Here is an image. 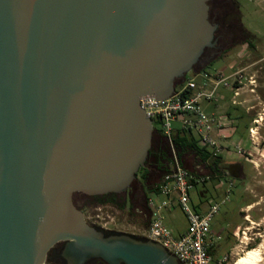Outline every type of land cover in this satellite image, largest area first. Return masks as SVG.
I'll list each match as a JSON object with an SVG mask.
<instances>
[{
  "label": "water",
  "instance_id": "95a60500",
  "mask_svg": "<svg viewBox=\"0 0 264 264\" xmlns=\"http://www.w3.org/2000/svg\"><path fill=\"white\" fill-rule=\"evenodd\" d=\"M210 1L0 0V264H179L74 195L137 179L156 132L139 101L217 48Z\"/></svg>",
  "mask_w": 264,
  "mask_h": 264
},
{
  "label": "rangeland",
  "instance_id": "374dc122",
  "mask_svg": "<svg viewBox=\"0 0 264 264\" xmlns=\"http://www.w3.org/2000/svg\"><path fill=\"white\" fill-rule=\"evenodd\" d=\"M236 2L240 8L242 25L253 34L251 41L257 49L252 51L247 46L239 45L234 52L207 66L203 71L212 74L222 72L225 77H228L236 70H244L247 78L254 77L256 86L255 93L247 92L243 98L237 99V101L245 102L241 108L232 104L231 90L223 87L218 92L217 102L205 103L206 112L228 115L235 121L236 134L229 140L222 159L224 162L241 163L246 175L245 179L228 176L212 177L213 179H209L207 183L194 186L191 191L193 209L199 213L202 207L209 208L224 198H228V202L221 206L220 212L212 222L213 231L222 232V239L216 244L211 255L212 264H219L220 257L228 254H232L228 264H234L248 250L261 244L264 246V122H260V130L255 135V141L257 145L260 144V150L258 153L252 152L253 156L248 157L253 159V163H248L246 157L239 155L235 147L240 144L241 149L247 152L251 146L249 130L254 126L253 118L260 114V117L264 119V0H236ZM195 72L188 73L186 81L193 78ZM178 87L177 83L176 88ZM249 88L253 87L249 86ZM251 106H255V110L250 111L249 115L245 109ZM173 126L178 128L179 124L174 123ZM154 128L159 129L160 125L155 122ZM184 161L187 163V158ZM137 180L133 182L136 192L132 210L128 207L121 210L111 205L100 206L105 207L103 217H106L111 224L107 225V228L111 226L112 231L145 237L147 229L145 222L148 216L142 214L138 206V202L141 204L144 200L141 185L136 182ZM147 194L149 197L154 195L151 192ZM74 202L76 206L85 210L86 214L96 213V208L88 205L87 196L80 193L75 194ZM163 214L164 223L175 238H180L187 232L189 222L180 206L176 205L173 209L164 211ZM94 225L105 229L101 223Z\"/></svg>",
  "mask_w": 264,
  "mask_h": 264
},
{
  "label": "built area",
  "instance_id": "2783aa9c",
  "mask_svg": "<svg viewBox=\"0 0 264 264\" xmlns=\"http://www.w3.org/2000/svg\"><path fill=\"white\" fill-rule=\"evenodd\" d=\"M194 74L193 78L185 80L176 88L175 93L168 99L159 100L147 96L139 101L141 109L152 120L153 125L154 121L160 125L158 130L167 139L171 148L170 170L163 176L159 192L147 199L150 222L144 236L166 248L177 258L179 264H212L210 250L222 239L220 235L214 233L212 222L220 212L221 206L228 202V198L199 213L193 209L191 191L194 187L193 182L204 184L212 177H217L215 172L209 173L205 165L211 166V160L222 156L230 137L226 130L233 127L235 121L228 115L206 112L205 103L217 102L218 92L223 87L233 92L232 104L240 106L242 101L237 99L245 92L255 93L256 81L254 77L247 78L244 70H236L228 77L222 72L212 74L203 70ZM259 121L260 116L254 119V126L249 130V138L254 147L260 145L255 141V135L260 130ZM174 123L179 124V129L195 135L199 140V146L210 152L207 164L196 163L193 169L184 165L172 141L173 133L177 129L174 128ZM235 147L239 155L248 156V152L242 150L240 144ZM176 205L181 207L189 222L187 232L180 238H175L164 223V211L173 209ZM104 208L96 207V213L85 214V218L87 222L101 223L105 229L112 230L111 226L107 228V225L111 224L103 217ZM231 255L222 257L219 264H228Z\"/></svg>",
  "mask_w": 264,
  "mask_h": 264
},
{
  "label": "trees",
  "instance_id": "16d2710c",
  "mask_svg": "<svg viewBox=\"0 0 264 264\" xmlns=\"http://www.w3.org/2000/svg\"><path fill=\"white\" fill-rule=\"evenodd\" d=\"M239 17L241 18V13L239 12ZM249 32V31H248ZM251 38L253 34L249 32ZM255 44L250 42L249 48L254 49ZM179 86L182 85L181 82H178ZM155 124V121H154ZM173 144L176 148L178 156L183 160L184 165L187 168H194L196 163L207 164V161L210 157V152L201 146H199V140L192 133H188L182 129H175L172 136ZM187 158V163L184 159ZM222 156L217 159L210 161L211 166L205 165L209 173H217V177L225 176L223 167ZM171 166V148L167 139L161 134V132L156 129V132L153 136L152 147L149 151L145 167L139 170L137 176H141V189L143 192V203L138 202V206L141 209L142 214L148 216L147 221L145 222L146 228L149 226L150 222V211L147 207V199L149 198L147 192L156 194L159 192V184L165 174L170 170ZM213 177V178H217ZM212 178V179H213ZM207 183V182H206ZM205 184V183H204ZM194 186H197L198 183L193 182ZM136 186L134 184L124 193L121 194H107L103 196H87L89 202L88 205H93L97 207L100 205H111L115 206L118 209L124 210L125 208L133 209L134 198H135ZM78 207V206H77ZM80 210L86 214L85 210L81 207H78ZM197 208V207H196ZM145 212V213H144ZM90 225L95 226L93 223L88 222ZM59 247V245H58ZM216 247V246H215ZM214 247V248H215ZM214 248L210 250V255L214 252ZM94 264H106L102 261H98Z\"/></svg>",
  "mask_w": 264,
  "mask_h": 264
},
{
  "label": "flooded vegetation",
  "instance_id": "af4514ba",
  "mask_svg": "<svg viewBox=\"0 0 264 264\" xmlns=\"http://www.w3.org/2000/svg\"><path fill=\"white\" fill-rule=\"evenodd\" d=\"M209 6V20L212 24L218 25V29L215 33L217 48L205 50L199 62L194 67V72L196 70L202 71L222 57L234 52L239 45L247 46V48L250 49L249 43L252 42L248 30L242 25L241 18L239 17L240 8L236 0H211ZM256 49L257 46L251 50L256 51ZM250 108L248 112L249 115L251 113L250 111L255 110V106H251ZM223 171L225 176L228 177L238 175V179L246 178L243 165L237 161L232 164L224 165ZM137 179L136 182L141 185V176H137Z\"/></svg>",
  "mask_w": 264,
  "mask_h": 264
},
{
  "label": "crops",
  "instance_id": "0c3cea01",
  "mask_svg": "<svg viewBox=\"0 0 264 264\" xmlns=\"http://www.w3.org/2000/svg\"><path fill=\"white\" fill-rule=\"evenodd\" d=\"M232 94H233V92H232ZM244 94H247V92H245ZM243 94V95H244ZM258 96V95H257ZM242 98H243V96H242ZM258 98H259V96H258ZM245 104V102H243L242 101V104L240 105V106H235V107H238V108H241V107H243V105ZM249 110H250V107H248V108H246L245 109V112L246 113H248L249 112ZM259 116H261L260 114H258V115H256L254 118H253V121H254V119H257ZM260 122H264V119H263V117H260V121H259V125H260ZM260 127V126H259ZM236 128H235V123H234V125H233V127H231V128H229L228 130H226V134H228L230 137H229V139H228V142H229V140H231L232 139V137H234V135L236 134ZM235 132V133H234ZM254 146H252V144H251V146H250V148L248 149V151L250 152V153H248V156L245 158L246 159V161L248 162V163H253L254 161H253V159H250V158H248L249 156H253V154H252V152H257L258 153V151L260 150L259 149V147H254ZM247 151V152H248ZM234 162H236V161H234ZM234 162H224L223 161V163H222V167L224 166V165H228V164H232V163H234ZM216 176H218L217 175V173H216ZM192 199V198H191ZM207 209H208V207L206 208V207H202V210H201V212H205V211H207ZM214 233H216L217 235H220L221 236V234H222V232H215L214 231ZM222 237V236H221ZM221 241V239L219 240V242ZM218 242V243H219ZM220 259H221V257H220ZM219 259V260H220Z\"/></svg>",
  "mask_w": 264,
  "mask_h": 264
},
{
  "label": "bare ground",
  "instance_id": "6f19581e",
  "mask_svg": "<svg viewBox=\"0 0 264 264\" xmlns=\"http://www.w3.org/2000/svg\"><path fill=\"white\" fill-rule=\"evenodd\" d=\"M264 246L261 244L252 248L246 254L239 258L234 264H264Z\"/></svg>",
  "mask_w": 264,
  "mask_h": 264
}]
</instances>
